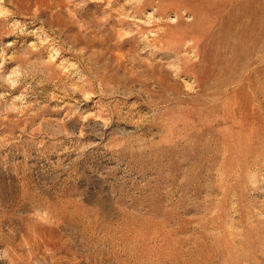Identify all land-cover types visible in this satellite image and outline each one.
<instances>
[{
    "label": "rangeland",
    "instance_id": "374dc122",
    "mask_svg": "<svg viewBox=\"0 0 264 264\" xmlns=\"http://www.w3.org/2000/svg\"><path fill=\"white\" fill-rule=\"evenodd\" d=\"M0 264H264V0H0Z\"/></svg>",
    "mask_w": 264,
    "mask_h": 264
}]
</instances>
